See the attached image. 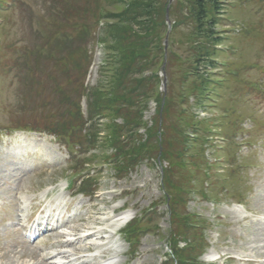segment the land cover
I'll use <instances>...</instances> for the list:
<instances>
[{"label": "rangeland", "instance_id": "obj_1", "mask_svg": "<svg viewBox=\"0 0 264 264\" xmlns=\"http://www.w3.org/2000/svg\"><path fill=\"white\" fill-rule=\"evenodd\" d=\"M223 1L216 27L222 40L214 58L220 65L202 71L201 78L182 77L190 59L181 38L185 30L166 35L173 42V65L167 66V54L153 70L155 89L170 98L171 106L158 134L166 141L163 151L174 155L170 185L183 188L173 196L184 191V212L199 224L188 235L199 245L193 253L203 252L199 261L264 264V0ZM123 5L115 0H0V264H41L34 248L54 234L24 243L17 225L36 214L43 193L52 190L59 198L68 182L74 189L64 193L63 202L70 208L63 216L67 229L60 232L78 238L89 230L97 234L63 251L90 246L92 253L78 255L88 256L86 261L96 255L97 264L104 261L100 252L105 260L113 259L107 264H161L169 254L177 226L170 221V188L162 183L168 160L143 159L118 179L114 165H106L103 158L111 151L104 153L98 144L85 143L79 149L71 144L75 153L58 144L73 141L76 133L84 135L76 126L87 122L88 109L78 86L93 88L107 77V52L98 40ZM98 8L103 17L96 22ZM75 20L89 32L74 29ZM59 23L67 38L56 41ZM169 48L168 42L167 53ZM68 53L72 55L67 58ZM206 77L208 84L200 81ZM194 89H201L198 97ZM156 108L151 100L143 112L148 128L158 119ZM92 122L103 142L107 120L95 117ZM191 122L196 125L188 128ZM138 133L145 138L144 129ZM49 134L61 136L55 141ZM183 136L185 165H180L175 156ZM17 146L24 147L20 155L14 154ZM83 160V168L74 167ZM83 173L91 177L90 184L81 183L77 175ZM79 190L86 195L77 196ZM53 202L48 197L42 207ZM62 213L61 208L58 215ZM127 216H135L132 229L139 233L134 255L119 230ZM111 234L110 244L96 245Z\"/></svg>", "mask_w": 264, "mask_h": 264}, {"label": "trees", "instance_id": "obj_2", "mask_svg": "<svg viewBox=\"0 0 264 264\" xmlns=\"http://www.w3.org/2000/svg\"><path fill=\"white\" fill-rule=\"evenodd\" d=\"M115 1L124 3V5L119 12L113 15V20L108 19L112 23L103 27L104 37L100 39V42L105 45V52H107V59L103 67V73H108L107 77L93 88H84L82 83L78 86L79 92H83L81 96L85 97L87 101L88 119L92 121L98 117L107 120V123L103 125L105 135L102 137L103 142H99L101 139L98 138L100 130L96 129L95 123H91L86 134L76 133L78 136L75 142L82 144L84 140L90 145L98 144L106 154L107 151H111L103 158H105L106 165H114V175L118 179L125 177L143 159L158 157L168 160L170 169L163 171L162 183L164 188L168 187L171 191V195L169 196L166 192V196L170 200L168 207L171 225L177 226V229L173 232L174 237L169 246L172 259L164 264H172L174 261L176 264H202L198 261L202 252L193 253L199 245L193 240L191 241L188 236L190 233L196 232L199 224L184 212L187 201L186 194H182L184 191L173 196L183 188L170 185L169 174H172L171 169L173 168L171 158L174 155L163 151L162 145L166 148V141H163V137L158 134V131L160 125L161 128L165 125L171 101L168 96L158 94L155 89L158 77L153 69L162 64L167 54L175 56L172 51V39L168 38L170 48L166 54L163 42L167 33L175 34L181 30H185L181 38L186 44L190 58L182 77L185 80L188 77L201 78L202 71L209 73L211 69L215 68L216 60L214 58L218 52L217 46L222 39L216 27L221 19L225 3L223 0H172V4L168 0ZM167 8L168 10H166ZM100 9H97L96 22L103 17ZM76 21L74 29H81L80 33L88 30L86 25L80 26ZM168 23H170L169 26ZM56 27L59 30L56 34L61 33L59 41L63 38L66 39L65 28L60 26V23ZM80 33L78 34L80 35ZM62 43L64 44V41ZM71 55L72 53H68L67 58ZM171 56L167 66L173 65V63L170 64ZM206 79L207 77L200 81L205 84L208 80ZM200 90L198 89L197 92L194 89L197 97ZM202 91L206 90L202 88ZM154 95L156 96L153 97ZM151 100L156 103L158 119H155L153 125L148 128L142 119L143 112L146 111ZM117 120H121V124H118ZM84 125L81 120L76 127L82 132ZM195 125L191 122L187 127H195ZM140 129L145 130V138L138 133ZM184 138L186 136H183L179 141V152L175 156L180 165H185L184 154L187 144ZM90 149H92L91 146ZM83 162L84 160L81 164ZM184 190L186 191V189ZM191 190L192 188L186 193ZM132 224L125 230L128 232V243L137 242L139 238V233L132 229ZM180 242L184 243L183 247L178 246Z\"/></svg>", "mask_w": 264, "mask_h": 264}, {"label": "bare ground", "instance_id": "obj_3", "mask_svg": "<svg viewBox=\"0 0 264 264\" xmlns=\"http://www.w3.org/2000/svg\"><path fill=\"white\" fill-rule=\"evenodd\" d=\"M23 148L24 147L21 148L20 146L15 147L14 154L15 155H20L23 152ZM128 218L129 217L127 216V217H123L121 219L123 220V223H124ZM72 229H73V227H72ZM56 230H57V227L51 228V229H45L44 230L45 232L38 233L37 234V237L43 235L46 232H51V233L54 234L55 241L52 244H50V247H71V246H73L75 244L80 243V240L82 238L83 239L85 238V240L93 239V238L96 237V234H97L96 231L93 232L92 230H89L88 229L89 232L85 236H83V237H80L79 236V238H78V237H74L75 236L74 234H70V236L72 235L74 237L73 240L72 239L61 240L60 238H64V236H63V234L57 233ZM64 234H66V233H64ZM66 236H69V235H66ZM101 239H104V238H101ZM104 243L106 244L107 243V240ZM96 245L97 246H101V244H96ZM92 246H95V243H93ZM45 247H46V245L41 244L39 248L36 247L34 249V252L38 254L39 262H41V264H48V261L50 259L56 258V256H59L57 258L62 260V263H60V264H74V263H77V264H87L82 257H75V258H71V257H74V255H78V254H81V253H84V252L91 251V247L90 246H88V247L87 246L86 247H82L81 246V247L77 248V250L74 249L75 252L78 251V253H75V252H72L71 254H68V253H57L56 255H53V256H41V255H39L38 252L40 251V249H43ZM115 256H116V254L115 255L113 254L112 258H115ZM19 257H21V258L25 257L24 253H20ZM103 257H105V253H103ZM92 262L93 263H96V259L93 258L92 259Z\"/></svg>", "mask_w": 264, "mask_h": 264}, {"label": "water", "instance_id": "obj_4", "mask_svg": "<svg viewBox=\"0 0 264 264\" xmlns=\"http://www.w3.org/2000/svg\"><path fill=\"white\" fill-rule=\"evenodd\" d=\"M162 71H163V69H162Z\"/></svg>", "mask_w": 264, "mask_h": 264}]
</instances>
